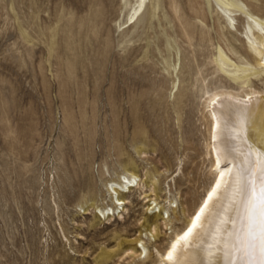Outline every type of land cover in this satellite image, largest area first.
Wrapping results in <instances>:
<instances>
[{"label":"rangeland","instance_id":"1","mask_svg":"<svg viewBox=\"0 0 264 264\" xmlns=\"http://www.w3.org/2000/svg\"><path fill=\"white\" fill-rule=\"evenodd\" d=\"M230 1L0 0V264H102L140 232L143 201L130 191L124 217L99 225L83 210L110 204L124 170L168 192L177 216L193 205L208 167L200 102L236 86L223 54L251 61L250 23L264 19V0Z\"/></svg>","mask_w":264,"mask_h":264},{"label":"bare ground","instance_id":"2","mask_svg":"<svg viewBox=\"0 0 264 264\" xmlns=\"http://www.w3.org/2000/svg\"><path fill=\"white\" fill-rule=\"evenodd\" d=\"M224 4L229 12L237 7L230 0H225ZM263 25L264 19L250 23L247 52L251 61L236 63L223 54L222 63L239 73L236 86H214L206 91L200 102L201 119L206 124L203 158L208 167L203 190L193 205L190 203L191 207L187 209L186 206L177 216L179 204L167 196V186L164 187L166 197H163L155 192V183H146L144 174L124 170L116 175L118 178L107 182L110 204L103 201L106 204L95 203L83 210V213L92 214L99 225L104 220L111 222V219L124 217L131 202L130 191L137 190L143 201V216L138 219L142 227L140 232L122 239L115 249H103L101 260L104 263L261 264L258 248L255 258L251 254L247 209L234 188L248 154L264 149ZM258 81L261 83L256 84ZM143 154L145 157L146 152ZM176 172L168 179V187L183 173L182 161ZM53 204L58 213L55 199ZM174 218L181 219L178 226H174ZM161 233L164 234L161 237L166 236L165 241L156 244ZM62 236L69 240L63 228Z\"/></svg>","mask_w":264,"mask_h":264},{"label":"snow or ice","instance_id":"3","mask_svg":"<svg viewBox=\"0 0 264 264\" xmlns=\"http://www.w3.org/2000/svg\"><path fill=\"white\" fill-rule=\"evenodd\" d=\"M234 190L247 209L249 235L252 238L249 245L251 254L255 258V250L258 248L261 264H264V149H256L248 154Z\"/></svg>","mask_w":264,"mask_h":264}]
</instances>
